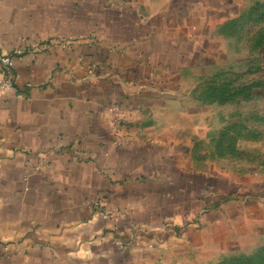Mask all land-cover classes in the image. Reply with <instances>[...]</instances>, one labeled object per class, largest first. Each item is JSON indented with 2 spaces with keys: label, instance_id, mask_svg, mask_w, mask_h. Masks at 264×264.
Returning <instances> with one entry per match:
<instances>
[{
  "label": "crops",
  "instance_id": "crops-1",
  "mask_svg": "<svg viewBox=\"0 0 264 264\" xmlns=\"http://www.w3.org/2000/svg\"><path fill=\"white\" fill-rule=\"evenodd\" d=\"M239 8L0 0V57L42 44L15 56L14 85L0 95V264H139L229 233L247 209L240 190L217 186L184 144L140 135L131 119L215 70L220 29ZM111 103L129 118L122 142Z\"/></svg>",
  "mask_w": 264,
  "mask_h": 264
},
{
  "label": "rangeland",
  "instance_id": "rangeland-1",
  "mask_svg": "<svg viewBox=\"0 0 264 264\" xmlns=\"http://www.w3.org/2000/svg\"><path fill=\"white\" fill-rule=\"evenodd\" d=\"M238 2L239 11L220 29L215 70L181 100L131 120L140 135L184 144L189 162L217 186L240 190L246 212L216 244L139 264H264V0ZM214 94L235 96L221 102ZM128 119L124 113L120 122L125 136Z\"/></svg>",
  "mask_w": 264,
  "mask_h": 264
},
{
  "label": "built area",
  "instance_id": "built-area-1",
  "mask_svg": "<svg viewBox=\"0 0 264 264\" xmlns=\"http://www.w3.org/2000/svg\"><path fill=\"white\" fill-rule=\"evenodd\" d=\"M63 45L68 44V40L61 42ZM42 44L41 43H33V44H24L20 47H16L11 51L4 53L0 57V64L3 75L0 77V95H7L9 90L13 87L15 79H16V72L14 69V58L15 56L22 55L25 52H32L38 49ZM108 110L111 114L112 125L116 134L117 142H122L124 138L121 136L120 130V122L122 120V116L124 114L123 108L117 103H111L108 105ZM45 166L44 162H39L33 165L34 170H40ZM99 200H94L90 202V205H99ZM111 214L105 212V216L108 217Z\"/></svg>",
  "mask_w": 264,
  "mask_h": 264
},
{
  "label": "trees",
  "instance_id": "trees-1",
  "mask_svg": "<svg viewBox=\"0 0 264 264\" xmlns=\"http://www.w3.org/2000/svg\"><path fill=\"white\" fill-rule=\"evenodd\" d=\"M241 91H242V90H239L237 94L240 95V93H242ZM214 95H215V94H214ZM234 96H235V94H231L230 96H222V95H218V94H216V95H215V98H216L218 101L224 102V101L230 100L231 97H234Z\"/></svg>",
  "mask_w": 264,
  "mask_h": 264
}]
</instances>
